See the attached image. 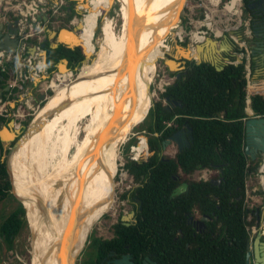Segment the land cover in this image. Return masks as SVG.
<instances>
[{"label":"trees","instance_id":"trees-1","mask_svg":"<svg viewBox=\"0 0 264 264\" xmlns=\"http://www.w3.org/2000/svg\"><path fill=\"white\" fill-rule=\"evenodd\" d=\"M184 2L174 0L170 11L179 13ZM61 7L66 15L62 17L60 28L66 27L76 14L74 6ZM96 10L94 7L90 11L88 29L94 22ZM98 20L96 18V25ZM181 32L179 29L176 34ZM49 43L47 39L44 41L49 70L61 59H67L69 67L79 66L87 56L82 46L69 48L59 44L52 47ZM169 73L174 80L160 93L165 104L157 101L142 120V129L146 132L137 142L136 151H143V158L127 164L135 179L144 176L132 195H137L141 211L136 223H115V236L104 242L117 241L122 252L135 250L137 257L151 255L158 264H245L252 239L250 228L255 224L254 212L248 219L246 210V180L257 169L256 160L244 151L246 98L247 95L250 98L251 110L263 116L264 81L248 87L245 60L227 63L221 70L208 62L195 64L194 60H189L178 76V72ZM184 128L191 129L188 143L173 156L161 159L158 152L163 141ZM10 156L8 169L13 181L15 154L11 165ZM201 169L214 171L212 177L220 176V183L193 178V173ZM219 169L221 171L217 172ZM14 179L16 182L15 173ZM182 182H186L188 188L171 195ZM11 187L6 163L0 155V200L12 195ZM192 208L211 217L201 233H194L186 223ZM24 224L25 208L18 202L0 222V241L7 250L13 247ZM93 242L94 245L102 244L96 237ZM81 264H89V261Z\"/></svg>","mask_w":264,"mask_h":264},{"label":"bare ground","instance_id":"bare-ground-1","mask_svg":"<svg viewBox=\"0 0 264 264\" xmlns=\"http://www.w3.org/2000/svg\"><path fill=\"white\" fill-rule=\"evenodd\" d=\"M96 2H84L81 10H88ZM120 2L123 17L121 33L116 35L112 21H105L98 40L97 64L83 63L80 67L82 74L74 85L65 92H58L52 102L48 100V104L39 109L26 128L20 152L15 157L13 193L22 200L26 209L32 233L33 264H58L60 260L56 258V251L59 242L65 248L70 247L68 263L73 264L84 247L90 228L110 207L104 194L113 178L115 181L121 165L116 163L120 146L134 126L143 120V101L156 74L157 62L153 58L152 43L156 52L164 54L161 46L178 25L179 13L169 11L174 0ZM112 3L110 0L107 10ZM167 7L168 12L160 16ZM129 34L132 40H128ZM63 35L65 38L73 37L71 33ZM75 35L71 45L80 44L78 34ZM191 39V47L194 48L205 37L196 31ZM178 49L187 51L183 47ZM193 51H188L190 56H194ZM167 62L171 69L175 68V62ZM63 64L61 61L60 69ZM67 77L64 75L63 80ZM55 82H50L53 90ZM68 83L61 82L59 88L65 89L63 85ZM54 91L57 92V88ZM85 118L88 128L79 143L75 140L76 133L74 137L69 133L71 129L76 130V124ZM10 126L12 128L4 127L0 132L5 145L15 140L18 133L16 128L19 127L14 129L12 123ZM60 126V131H63L58 133L56 130ZM59 136L64 139V144L60 157L56 159L57 150L51 142ZM72 143L77 144L78 151L70 157L68 151L73 147Z\"/></svg>","mask_w":264,"mask_h":264},{"label":"rangeland","instance_id":"rangeland-1","mask_svg":"<svg viewBox=\"0 0 264 264\" xmlns=\"http://www.w3.org/2000/svg\"><path fill=\"white\" fill-rule=\"evenodd\" d=\"M69 1L70 0H64L63 3L67 6H69V5H71L72 7L74 6V10H76V11L81 9V5L83 2L82 0L80 1L79 7H78L79 4L76 0H72V4H70ZM90 1L85 0L86 3H89ZM223 2H224V0L218 6V8L216 10L215 6L213 4H211L210 0H185L183 7L181 8V10L179 12V16H178V26L179 27L177 26L178 28L177 27L174 28L172 30V32L169 33L164 40L165 45H166L165 47H167V48H162L164 55H163V57L158 58L157 67H156V74L154 76V79H152V81H151V86H150L151 88H150L149 93L147 95L148 97L146 96V98L143 101V106H144V108L142 109L143 119L147 115L149 108L154 107V105L157 101L161 100L162 103L165 104V100L161 99L160 93L164 91L165 86L167 84L171 83L174 80V76L169 73L172 71L167 69L166 64L164 62V59L173 58V56L177 55L178 61H180V62L183 61L184 58H182L181 55H179V53L177 51H175V45L176 44H179V45L182 44V47L187 46L190 48L191 45L193 44V41L191 39V37L193 35L192 33L193 32L196 33L197 30L207 31L206 25L203 24L205 22L204 10H207V9H213V11L215 10L213 12V20H212L213 24L211 26L212 28L210 30H208V32L205 34V37H213L216 40H221V38L223 37V34H225V31H223L222 35L217 34L218 33L217 31L218 30L220 31V29H222L224 25H229V24L231 25V21L227 22L224 19L225 15L227 16L228 14H226V11L222 10L223 9L222 7L224 5ZM109 3H110V0H100L99 2H96V4H94L95 5L94 7H97L96 12L94 13V18H95V20H96V18H99V20H98L99 23H98V25H96L95 21H94L92 26L90 27L89 34L86 37H84V42L86 44V50H87L86 51L87 56H85V58L83 59V61L81 62V64L79 66L73 67L74 76L71 77L70 83H68L67 86L63 85V88H65V89L59 88L60 84L55 82L56 85L53 84V87L56 86L57 92H55V91L51 92V90H48L46 92L48 95H47V98L45 99V101H43L38 108H36L37 107L36 104L34 105V108H36V110H30V111L25 110V114H28V115H25V117H19L18 119H15L12 116H10L8 118V120L3 122V124L0 126V130L4 126H7V125H9V127L12 128L10 126V123L13 124L14 129H15V126L19 127V128H16L18 133H17L15 140H13V141L11 140L12 142L9 143L8 145H5V144L3 145L2 151L0 152L2 160L7 159V161H8V157L11 155L10 156L11 157L10 165H11L14 154H15V157L17 158V155L21 149L23 138L25 137V134H26L25 133L26 128L29 127L30 123L34 119L33 117L36 116V113L39 111V109L41 107H43L47 103L48 100H49V102H52L53 98L58 95V92H65L66 89L69 90L74 85L75 81L82 74V69H80V67L82 68L83 63L85 64V62H88L89 65L90 64L91 65L97 64L98 59H99V56H98V52H99L98 40L101 36L105 21L107 19H110L112 21V25L114 27L115 34L119 35V33H121L122 24H123V17H122V13H121V2H120V0H113L112 5L107 10ZM199 4H201V6ZM202 4L204 6H206L207 8L204 7ZM168 7H169V5H168ZM168 7L163 9L160 16H162L165 12H168L167 11ZM106 10H107V12H106ZM81 11H80V13H78V15L76 14L79 22L83 20V16L85 14L84 12L86 10H81ZM59 12H60V15H63V13L65 11L62 10V7H60ZM104 15L107 16L106 19H104ZM68 25L69 24H67L66 26H68ZM57 27L58 26H54L55 29H57ZM72 27L78 29L77 31H78V33H80V31H81L80 25H76V26L72 25ZM179 29H181V31H182L181 33H178L179 35H181V37H179L178 34H176V32ZM229 33L231 36L230 41H232V39L234 40L235 38L237 39L234 32H232L230 30ZM222 46H224L225 48L221 47V49L223 50V48H224L226 51L230 50V48H231V46H227L223 42H222ZM231 49H235V43H232ZM220 59L223 60L221 57H220ZM229 60H231V59L229 58ZM233 60H235V59H233ZM61 61H59L57 64L58 68H59V64ZM187 61H189V60H186V62ZM186 62L184 63L185 66H186ZM220 63H222V62H220ZM65 64L66 63H64L63 65H65ZM68 67H69V65H68ZM175 69L176 68H172V70H175ZM59 70H61V69L59 68ZM63 72H66L65 66H64ZM77 73H79V74L77 75ZM72 79H74L73 82H71ZM254 81H255L254 83H260V82L264 81V76H263V78H258V80H254ZM148 98H149V103H148ZM107 117H108V115L105 117V120L108 119ZM139 118L140 117L137 116V119H139ZM87 128H88V120L85 118L76 124V130H74V129L70 130L69 135L71 137H74V133H76V139L75 140L79 141V143H80L83 140L84 136L86 135ZM60 129H61V126L56 131L58 133L63 131V130L60 131ZM145 132H146V130L142 129V121H141L138 125L134 126L132 132L128 135V138L121 144L118 156L120 158L122 157V159H120L118 157L117 158L118 160L116 161L117 165L119 164V162L121 163V165L119 166L118 173L115 176V181L113 178L112 181L110 182L108 190L104 194V199L109 201L110 207L100 216V218H98V220L90 228L89 234L85 240L84 247L76 259L77 264H79L80 262L82 263V261L83 262L86 261L89 257L92 256L93 246L88 244V242L91 241L92 237H95V236L96 237H104V238L111 237L112 231H113V226L115 223H117L118 220L123 221V222H130L131 219H127V218L121 219V217H122V215H127L128 213L133 211V206H132L133 197H132V195H133L135 188L138 185V180L135 179L133 177V175L128 171L129 167L127 166V164L130 160H137V161L142 160L143 154L137 158L133 157L134 156L133 153L135 152V150H132V148L135 147L137 142L143 137V135H145ZM144 137L146 138V136H144ZM63 141H64V139H62L61 136H59V139L55 137L54 141L52 140V142H51L52 146L55 147L54 150H57V152L55 153V155L57 157L56 159H58L61 155L60 150H61L62 145L64 144ZM176 150H177V146L174 143H172V141H171L170 143L166 144L164 148H161L159 156H161V157L173 156ZM77 151H78L77 144L74 143L73 147H70V150L68 151V155H70V157H73L75 154H77ZM255 160L257 162V169L254 172V174L250 173L247 176V180H246V198H248V196L251 193H256L257 190L264 193V184L262 185V182H261V176L264 175V166H263V168H261V166H259V164H258V161H260L261 158H259V159L256 158ZM15 161L16 160L14 158V162ZM15 163L13 165V172H12L13 181L10 180L11 186H13L14 173H16V164ZM201 172H202V174H201ZM124 173L126 174L125 177L122 176V174H124ZM212 173H214V171H212V170L208 171V172H205L203 170L202 171L196 170L195 173L192 175V177H194V178H208L210 176V174H212ZM252 189H255V192H253ZM123 194H125L126 196L124 197ZM18 202H20V201L14 196L13 193L11 196H8V197L0 200V222L4 219V217L10 211H12L13 209L16 208V206L18 205ZM246 204L248 207L254 206V204L253 205L250 204L249 199H246ZM251 217H252V215H251ZM254 230H256V227H254ZM251 233H252V228H251ZM31 237H32V233H31V230H30L27 218H26V210H25V224L22 226L18 235L14 239L13 247L10 250H7L3 246V243L0 241V264H33Z\"/></svg>","mask_w":264,"mask_h":264},{"label":"built area","instance_id":"built-area-1","mask_svg":"<svg viewBox=\"0 0 264 264\" xmlns=\"http://www.w3.org/2000/svg\"><path fill=\"white\" fill-rule=\"evenodd\" d=\"M6 1L7 0H3V4L1 0L0 9L2 11H8V8L12 7V12L16 13V16L18 17L16 20L18 21L19 37L18 46L14 53H12L11 51L5 52V50H0V74H7L9 76L7 81L9 89L6 92H3L0 88V118H2L0 119V126L3 124V122L8 120L10 116L15 119H18L19 117H25V115H28L25 114V110H36V108H38L42 103V101H34L28 96L26 85L30 80V73L41 77L42 81L45 82L46 92L48 90L54 92V90L50 86L51 80H55L58 84H61V82H70L71 77L74 76L73 67H68L67 71L63 74L56 70L53 72L48 71L47 68L44 67V65H40L38 63H36L33 67V70L30 71V67L33 64L32 61L34 55L28 51L29 46L31 47V45H34L38 50H41V44L46 41L45 36L47 33L44 28L45 22H43L42 18L39 17V15H48V23H50L49 27L54 28V26H59L57 24V19H59L60 16H63L60 15L59 12V8L64 4L63 0H59L58 2L53 3H50L47 0H12L8 3ZM210 1L211 4H213L217 10L218 6L222 3L223 0H216L215 2L214 0ZM223 3L224 5L222 7V10L226 11V14H228L227 16L225 15L224 19L227 22L231 21V25H224L223 28L220 29L219 33L217 34L222 35L223 31H233L234 29L242 28L240 26H245V33L246 35H249L250 30L248 28V19L244 17L242 13V0H224ZM199 5L201 6V4ZM214 11L213 9L204 10L205 22L203 24L206 25L207 31L197 30L200 36L205 37V34L208 32V30L212 28L211 26L213 24L212 20ZM50 15L53 17L51 21ZM78 22L79 21L77 19V16L75 15L69 20L68 26L71 27L72 25H75ZM234 40L233 42L235 43L236 49L238 48L240 56H244L246 58L247 63L245 62V76L247 78L248 85H250V50L245 44V41L241 39V37L237 39L235 38ZM35 61L40 62L43 60L40 55H38L35 56ZM232 62L236 64L240 63V60L235 59L229 61V63ZM15 63L16 66L14 65ZM10 64H12V66H9ZM64 75L65 77L68 75L65 80H63ZM46 92L43 94H45L47 97L48 94ZM246 103L248 107L250 103V98L248 95L246 98ZM35 104L37 106L36 108H34ZM202 170L205 172L209 171V169ZM252 232H255L254 227H252Z\"/></svg>","mask_w":264,"mask_h":264},{"label":"water","instance_id":"water-1","mask_svg":"<svg viewBox=\"0 0 264 264\" xmlns=\"http://www.w3.org/2000/svg\"><path fill=\"white\" fill-rule=\"evenodd\" d=\"M72 1V0H70ZM81 10L77 11L78 13H80ZM39 17L42 18L43 22H45L44 24V28L46 30V33L48 35L47 40L50 43V45L52 47H56L59 44H63L69 48H74L77 44L71 45L72 43H74L75 41V34L78 33V29L72 27L70 29L69 26L66 27H61L58 30L55 28H51L48 25V15L47 14H43V15H39ZM81 21L78 22L77 25H80ZM5 26V31L2 32L3 27ZM46 26H48L46 28ZM18 31H19V27H18V21L14 20L12 23L9 24H3L0 23V50H5V52H9L11 51L12 53L15 52V50L17 49L18 46ZM64 33H71V35L73 37L71 38H65L64 37ZM14 35V37H13ZM136 35V34H135ZM129 38L128 40H132L131 39V35H128ZM218 40L214 39L213 37H205L204 41L201 43H197L195 44V47H183L185 48L187 51H184L182 49H178L179 47L182 48V46H179V44H176L175 46V50L179 53V55H181L182 58H184L183 61H178L177 59V55L173 56V58H166L164 59V62L166 64L167 69H169L172 72H178L176 76L179 75L180 71L182 69H184L185 67V62L186 60H193L194 59V63L195 64H199L201 62H208L210 64H212L217 70H221L223 68L224 65H226L227 63H229V58L228 56H224L223 53L225 51L221 50V46L217 49L214 46L217 44ZM232 43H234L233 41H230L229 44H226L227 46H231L232 48ZM255 44L253 46H251V54L252 56L254 55V53L256 52H261L259 50V48L257 46L260 45V41L256 40L254 42ZM43 50L46 52L45 48H44V43L41 44ZM129 44H126V51L128 48ZM209 47V48H208ZM206 48V50H205ZM230 48V50H231ZM194 50L192 52V54H194V56H190V54L188 53L189 50ZM205 50V51H204ZM229 51V50H228ZM226 51V52H228ZM222 52V53H221ZM220 53L221 56H218L217 54ZM220 57L223 59L221 60ZM63 62H65L66 64L68 63L67 59H61ZM173 61L176 63L175 66V70L171 69V64L167 61ZM240 62H242V59H239ZM222 62V63H220ZM63 64V63H62ZM65 64V68L68 69V66H66ZM3 79L2 74H0V80ZM4 90H8L9 86H5L3 87ZM47 97L44 94H41V96L39 97L40 101H45ZM168 100V98H167ZM247 118L245 119V139H244V151L245 154L248 155L252 160H255L257 158V156H261V160L259 161V166H263L264 164V115H256L251 108L248 106L245 109ZM148 113V112H147ZM4 127H9V125L4 126ZM190 128H184L183 129H179L177 131H175L171 136H169L165 141H163L162 144V148L165 147L166 144L170 143L172 140H174L177 144L179 143L180 138L184 137V145L188 143V134L190 132ZM1 131V130H0ZM157 135V133H155ZM13 141V140H12ZM10 141V143L12 142ZM0 142L2 145H4V141H3V137L0 133ZM180 145H178V149H180ZM160 152H158L159 154ZM161 159H165L164 157H161ZM6 163V169L7 172L9 174V178L11 180V176L9 173V169H8V165H7V159L4 160ZM221 178H217L216 180V184L220 183ZM187 187V183L186 182H182L180 185L176 186L174 188V190L172 191L171 195H178L180 193H182ZM11 192L13 193V187H11ZM14 194V193H13ZM14 196L20 201V203L23 205V207L25 208L22 200L19 199V197L16 196V194H14ZM135 199H138V197L136 196ZM139 209L141 210V204ZM26 210V209H25ZM263 210V211H262ZM262 211V214L264 213V206L261 208H256L255 209V213ZM134 214V211L128 213L127 215H122V218H125V216H128V219H131L132 216ZM260 220V215L257 217V224ZM123 222V221H122ZM123 224L125 225H130V223L128 222H123ZM256 235L252 240V245L251 242H249L248 244V249L246 251V256H245V264H264V228L260 231H255ZM62 243L59 242L57 244V251H56V258L59 261L58 264H69V256H67V252L70 251V247L65 248L64 245H61ZM253 257V258H252ZM77 259V258H76ZM76 259L73 262V264H77L76 263ZM118 264V263H116Z\"/></svg>","mask_w":264,"mask_h":264},{"label":"flooded vegetation","instance_id":"flooded-vegetation-1","mask_svg":"<svg viewBox=\"0 0 264 264\" xmlns=\"http://www.w3.org/2000/svg\"><path fill=\"white\" fill-rule=\"evenodd\" d=\"M56 1H58V0H56ZM76 1L78 2V4H79L78 7H79L81 0H76ZM63 2H64V0H63ZM84 2L82 3L81 8L84 5ZM63 5H65V4H63ZM94 6H95L94 4L91 5L90 8L85 11V15L83 16V20L80 24V28H81V26L83 28H81L80 33H77L79 36L80 44L76 45L75 47L82 46L84 52L87 51L86 50V44L84 42V37H86L90 32V29H88V27H87V23L89 21L88 18L91 17V12H92L91 10L94 8ZM75 12L78 15V12L76 10H75ZM64 13L66 14V12H64ZM64 13H63V16H65ZM242 13H243V15H245L244 17H246L248 19V28L250 30V33H249V35H246L245 26H243L241 39L244 40L245 44L249 47L253 46L255 44L254 42L256 40L260 41V45L257 47L259 48L261 53L264 54V0H245V1L242 0ZM50 17H51L50 18V21H51L53 19V17L51 15H50ZM57 20H58L57 24L59 25L57 27V30H58L61 26V22H63V21H62V18L57 19ZM13 21H14V19H12V20L7 19V20L3 21V24L4 25L9 24V23H12ZM94 21H95V19H94ZM49 24L50 23H48V25ZM47 27L48 26H46V28ZM4 31H5V26L2 29V32H4ZM43 34H45V33H43ZM45 38L47 39V34H46ZM165 46L166 45L163 44L161 46V48H167ZM152 50H153V52H152L153 58L156 60V62L158 61V58L163 57L164 54H160V53L155 51L153 43H152ZM62 63H63V61H62ZM63 68L64 67H62V65H61V70H60L61 72H62ZM62 73H65V72H62ZM172 143H174L178 149V145H180V147L184 145V137L180 138L178 144L174 140H172ZM132 150H135V152L133 154L136 155V157H139L140 155H142L144 153L143 151H139V152L136 151V146L133 147ZM259 158H261V156H257V159H259ZM209 171H211V170H209ZM220 171H221V169H219V171H217V172H220ZM219 177L220 176H218L217 178H219ZM143 178H144V176L141 175L140 180H138V185L141 184L140 182L142 181L141 179H143ZM217 178L212 177V174H210V176L208 178H196V179L209 180L210 182L216 184ZM216 185H218V184H216ZM187 188H188V185H187L186 189ZM136 196L137 195L133 196L132 206H133L134 214H133L130 222H128L130 224L136 223L137 214H138V212L141 211L139 209L140 204L138 203V199H135ZM246 210H247L248 214L253 215V212H254L253 209L248 208V206H247ZM248 218L251 219V216L250 217L248 216ZM210 220H211V217H209L206 214H202L196 208H192L188 212V215L186 216V223L189 225V227L193 230L194 233H201V232L205 231V229H206L205 223L207 221H210ZM118 221H120V220H118ZM120 222L123 223L122 221H120ZM114 236H115L114 228H113L111 237L104 238V237H96L95 236L96 238H98L102 242V244L99 243V245H94L93 237H92L91 241L88 242L89 245L93 246L92 257H89L87 259L89 261V264H116V263H118V264H158L157 259L152 257L151 255H144L142 257H137L135 250L132 252H122L120 247L117 245V241L104 242L105 240L110 241ZM79 264H81V262Z\"/></svg>","mask_w":264,"mask_h":264},{"label":"crops","instance_id":"crops-1","mask_svg":"<svg viewBox=\"0 0 264 264\" xmlns=\"http://www.w3.org/2000/svg\"><path fill=\"white\" fill-rule=\"evenodd\" d=\"M10 1H12V0H7L6 2L8 3ZM47 1L52 3V2H58L59 0L58 1H56V0H47ZM0 2H1V0H0ZM2 3L4 4L3 0H2ZM1 6H2V4H1ZM62 17L63 16H60V18H62ZM17 18L18 17L16 16V13L12 12V7H9L8 11H6V10L2 11L0 9V23H3V21H5L7 19L8 20H12V19L16 20ZM77 24H75L74 26H76ZM240 27H243V26H240ZM71 28H72V26L70 27V29ZM229 32L230 31H226L225 34H223V37L221 38V40H218L216 42L217 44L214 46L215 48L218 49L222 45V42L224 44H229V42L231 40V36H230ZM232 32H234V34L236 35L237 38H240L242 36V28L234 29ZM50 43H52V42H50ZM31 47L29 46L28 51L31 54H33L34 56H33V61H32L33 64L30 67V71L33 70V67L35 66L36 63H38L40 65H44V67L47 68V66H46V64H47V62H46V52L43 50V48H40L41 50H38L36 48V46H34V45H31ZM247 47H248V49L250 50V53H251V47H249V46H247ZM34 48H36V49H34ZM205 50H206V48H205ZM222 51H225L223 53V55L224 56H228V58H230V59L233 58V59L239 60V58L242 57L241 59L245 60V62L247 63L246 58L244 56H240L238 48L236 49V47H235V49H231L228 52H226L225 49H223ZM38 55H40V57L42 58L43 61H40V62H36L35 61V56H38ZM217 55L221 56L220 53H218ZM59 61H61V60H59ZM59 61L56 62L55 67L53 69L49 70L47 68V70L48 71H52V72L55 71V70L59 71V68L57 66ZM14 65L16 66V63ZM249 65H250V68H251V77H250L251 83H254L255 82L254 80H258V78H263V76H264V54L263 53L256 52L253 56H252V54H250ZM9 66H12V64H10ZM66 66H68V63L66 64ZM69 68H71V67H69ZM8 77L9 76L7 74H4V79L0 80V88H1V90L3 92L7 91V90H4L3 87L7 86ZM26 87H27L28 96L31 99H33L34 101L35 100L36 101L40 100L39 97L41 96V94L46 92V90H45L46 89L45 82L42 81L41 77L36 76L33 73H30V80L28 81ZM248 87H249V85H248ZM51 92H53V91H51ZM3 128L1 129V131L3 130ZM2 147H3V145H2ZM251 174H254V173H251ZM261 182H262V185H263L264 184V175L261 176ZM252 191L255 192V189H252ZM246 199L250 200V204L251 205L254 204L253 207H248V208L253 209L254 215H255V224L252 225L251 228L252 227H256L255 231H259V230L261 231L264 228V213L262 214L263 210L261 212L259 211L258 213H255V209L256 208H261L262 209V207L264 206V193L257 190L256 193H251L248 196V198H246ZM259 215H260V220H259V222L257 224V217ZM248 216L250 217L251 214H248ZM255 235H256V232H252L251 233V238H252L251 239V245H252V240L255 237Z\"/></svg>","mask_w":264,"mask_h":264}]
</instances>
